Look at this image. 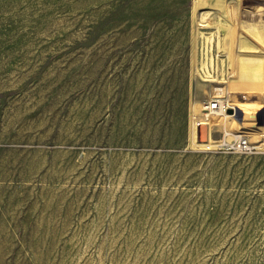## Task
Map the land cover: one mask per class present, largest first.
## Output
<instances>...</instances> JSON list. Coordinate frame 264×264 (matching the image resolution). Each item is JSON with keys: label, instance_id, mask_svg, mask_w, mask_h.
Returning <instances> with one entry per match:
<instances>
[{"label": "rangeland", "instance_id": "1", "mask_svg": "<svg viewBox=\"0 0 264 264\" xmlns=\"http://www.w3.org/2000/svg\"><path fill=\"white\" fill-rule=\"evenodd\" d=\"M192 5L0 0V264H264V150L190 146Z\"/></svg>", "mask_w": 264, "mask_h": 264}, {"label": "bare ground", "instance_id": "2", "mask_svg": "<svg viewBox=\"0 0 264 264\" xmlns=\"http://www.w3.org/2000/svg\"><path fill=\"white\" fill-rule=\"evenodd\" d=\"M192 2L190 146L264 150V0Z\"/></svg>", "mask_w": 264, "mask_h": 264}, {"label": "built area", "instance_id": "3", "mask_svg": "<svg viewBox=\"0 0 264 264\" xmlns=\"http://www.w3.org/2000/svg\"><path fill=\"white\" fill-rule=\"evenodd\" d=\"M245 149V148H244Z\"/></svg>", "mask_w": 264, "mask_h": 264}]
</instances>
